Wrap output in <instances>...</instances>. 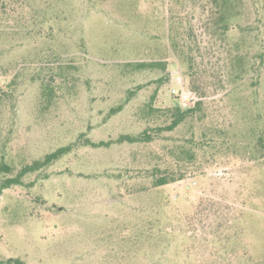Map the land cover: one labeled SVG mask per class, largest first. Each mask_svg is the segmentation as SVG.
<instances>
[{"label": "rangeland", "instance_id": "obj_1", "mask_svg": "<svg viewBox=\"0 0 264 264\" xmlns=\"http://www.w3.org/2000/svg\"><path fill=\"white\" fill-rule=\"evenodd\" d=\"M260 136L264 0H0V184L71 145L0 193V264H264Z\"/></svg>", "mask_w": 264, "mask_h": 264}, {"label": "trees", "instance_id": "obj_2", "mask_svg": "<svg viewBox=\"0 0 264 264\" xmlns=\"http://www.w3.org/2000/svg\"><path fill=\"white\" fill-rule=\"evenodd\" d=\"M222 17V16H221ZM139 65H145V63H139ZM201 104V101H196L195 105L190 107H183L179 104H175L170 107H157L152 103L148 105L147 111L150 114H154L157 116H165L169 118L170 121L164 125H155L148 126L145 128L139 135L133 134H123L118 138V142H138V141H152L156 135H158L162 130H173L178 127L181 123L186 121L187 119L193 117L197 110V107ZM259 144L264 148V136H260L258 139ZM71 145L63 146L58 148L57 150L48 153L42 159H37L34 162L25 165L16 176L5 179L0 184V193L4 188H8L13 184L21 183L22 177L28 172L35 171L44 166H48L52 162L60 159L65 153L70 151ZM4 166V165H3ZM7 169L10 167L6 166ZM183 176L181 173L172 172L168 168L163 171V173L157 178L156 185H165L176 180L182 179ZM17 264H26L21 260H16Z\"/></svg>", "mask_w": 264, "mask_h": 264}, {"label": "built area", "instance_id": "obj_3", "mask_svg": "<svg viewBox=\"0 0 264 264\" xmlns=\"http://www.w3.org/2000/svg\"><path fill=\"white\" fill-rule=\"evenodd\" d=\"M191 98H192V99H194V97H193V96H192Z\"/></svg>", "mask_w": 264, "mask_h": 264}]
</instances>
